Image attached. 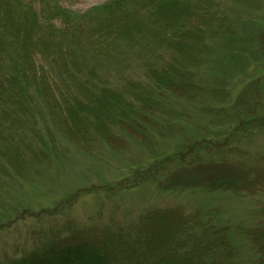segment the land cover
<instances>
[{"label":"trees","instance_id":"1","mask_svg":"<svg viewBox=\"0 0 264 264\" xmlns=\"http://www.w3.org/2000/svg\"><path fill=\"white\" fill-rule=\"evenodd\" d=\"M40 1L36 10L21 0H0V173L5 179L46 162L57 145L55 132L81 146L100 140L121 149L124 131L149 145L148 129L162 132L157 113L162 119L165 101L173 95L192 101L228 97L226 74L218 72L211 83H203L196 70L208 58L211 39H223L229 47L237 40L236 30L216 17L208 0H110L81 13L57 0ZM132 58L142 67L141 76L125 74ZM105 63L110 69H94ZM260 85L264 82L246 84L228 107L241 112L234 113L238 128L244 115L251 116L246 118L250 125L264 127V117L248 112ZM38 103L55 146L49 150L32 113ZM201 109L218 118L224 108L204 102ZM182 144L194 154L207 146L197 138ZM200 214H184L178 206L157 209L137 222L133 234L108 227L82 231L67 220L60 229H39L36 246L0 264H173L171 259L174 264H244L225 230L209 228V218ZM158 220L172 223V233L185 240L180 260L177 240L161 241Z\"/></svg>","mask_w":264,"mask_h":264},{"label":"rangeland","instance_id":"2","mask_svg":"<svg viewBox=\"0 0 264 264\" xmlns=\"http://www.w3.org/2000/svg\"><path fill=\"white\" fill-rule=\"evenodd\" d=\"M108 1L57 0V4L81 13ZM208 2L216 17L236 30L237 40L229 47L223 39H211L208 58L196 70L203 83H211L218 72L226 74L228 97L192 101L173 95L165 101L162 119L157 113L162 132L149 128L153 139L149 145L120 132L126 145L121 149L100 140L81 146L61 139L57 132L55 148L45 127L48 117L38 103L32 113L47 149L50 145L55 149L46 162L32 164L12 179L0 173V261L36 246L39 229H60L67 220L82 231L108 227L112 233L118 229L133 234L148 212L178 206L184 214L199 212L203 220L208 217L209 228L225 230L244 264H264V127L250 125L246 118L251 116L239 115L245 127L238 128L234 113L241 112L228 109L246 84L264 82V0ZM21 3L36 10L42 4L40 0ZM256 34L262 36L257 39ZM132 60L125 74L141 76L142 67ZM107 68L105 63L94 69ZM195 81L200 83L198 78ZM204 102L213 109L224 108L223 112L216 118L202 111ZM248 112L264 117V85L249 100ZM186 138L206 142V149L202 145L193 150L195 154L189 153L182 144ZM165 154L172 158L165 160ZM144 173L150 176L143 177ZM161 222L155 225L163 227L161 241L177 240L180 260L184 239L172 233V223Z\"/></svg>","mask_w":264,"mask_h":264}]
</instances>
